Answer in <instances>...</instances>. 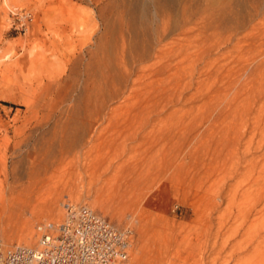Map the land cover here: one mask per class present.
Instances as JSON below:
<instances>
[{
	"label": "rangeland",
	"instance_id": "obj_1",
	"mask_svg": "<svg viewBox=\"0 0 264 264\" xmlns=\"http://www.w3.org/2000/svg\"><path fill=\"white\" fill-rule=\"evenodd\" d=\"M171 1L156 20L140 0H0V228L9 213L11 225L24 214L35 245L36 224L59 220L70 200L131 227L124 264H264V0H231L229 32L190 21L158 42L162 18L180 19L185 7L196 20L207 2ZM123 40L152 43L158 56L144 65L168 63L151 78L165 86L160 107L126 113L123 98L112 101L83 144L87 158L64 155L12 189L42 145L73 136L66 108L96 76L100 54ZM55 196L59 212L43 215ZM1 238L25 243L0 229Z\"/></svg>",
	"mask_w": 264,
	"mask_h": 264
},
{
	"label": "bare ground",
	"instance_id": "obj_2",
	"mask_svg": "<svg viewBox=\"0 0 264 264\" xmlns=\"http://www.w3.org/2000/svg\"><path fill=\"white\" fill-rule=\"evenodd\" d=\"M163 2L164 0H140L138 7H140V9L141 8L143 9V7H145L150 17L156 18L157 16H159L158 14L161 11L160 7L162 6H160V3H162L163 5ZM203 3H205L206 6L205 7L202 6L203 13L200 12L201 15L197 17L196 20L194 19L195 16L193 20L191 14H186L185 7L181 9L182 13H180L181 17L179 16L180 19L171 20L168 18L169 20H166L167 18L166 19L162 18L161 19L162 21H160L161 23L159 26V33L156 36L157 38L156 40L160 42L169 33L177 29L179 30V28H182L185 24L189 23L190 21L195 23L197 27L201 29L200 31L202 32L206 29L209 30L210 28L214 29L215 30L214 32H216V30L218 29H222L224 31L226 30V32L227 31L229 32L230 29L229 23H231L230 22L231 21L230 4L232 5L231 0H207V2H203ZM172 4L174 5L173 2ZM134 10L137 11L136 9ZM112 37L114 36L112 35ZM114 40L112 41L115 42ZM121 42L118 43V44L121 43L120 46L119 45L117 46V44L111 46V51L113 52L112 53L109 51L111 55L106 53L107 52L106 49H105L106 52L104 50L105 52L104 56H102L103 54H100L101 55L100 62L96 65L97 74L94 71L96 76L94 78L92 76L93 80L90 82V84L85 83L83 89L76 96V99L73 98V100L75 99V103H73V105L70 107L66 106L67 111L65 112V114L68 113V115H70V118L72 117V119H74L73 124L75 125V130L69 134V136L70 135L73 136L71 138H67V136H62V138L57 139V141H52L51 143L45 146L42 145L41 150H43L42 151L43 156L41 155L39 159L33 160V162H31V164L29 165L30 172L28 171V175L26 179L27 181L25 182L20 181V178L22 177L23 173L22 175L21 173H18V175L13 174L14 178L10 182V186L12 189L16 187H20L24 183H26L24 186L31 185L32 181H34V178H37L40 175L41 169L47 170L57 161H61L64 155L65 156L73 155V158L82 161L83 158L86 157V153H87L84 152V150L82 149L83 144L85 142H89L94 137H96V133L98 129L97 131L96 129H94L95 123L98 122L100 119L102 120L105 117L107 111L111 109L110 105L112 101L117 100L119 98H123L122 102L123 104H125L124 108L127 111L126 113H130L134 109L138 111L152 110L153 104L156 102V99L162 98V95L166 91L165 86L162 84L163 82L162 83L158 82L159 84H156L151 78L155 73L161 74L164 71V69L169 66L168 63L162 62L157 64L156 62H153L154 61L153 59L152 61L153 63L148 62L149 65L143 64V62L151 59L152 57L156 58L158 56V54H156L157 50H153L151 42L150 45H147L146 47H141L140 49H135L134 47L132 48V46L131 45L128 46V44L126 46L125 44L126 42H124V40ZM105 45H108L106 43V40H105ZM104 52L101 51V53ZM97 60L99 59L96 58V61ZM152 99L153 102L151 103ZM70 100L72 99L70 98ZM154 107H155L154 109H156L157 106ZM57 109L60 112L66 110V109L62 110V105H59ZM41 120L43 121V118ZM18 180L19 182L15 184V182ZM72 184L74 185V186L72 185L74 188L76 185L78 188L81 189V187H83L84 182L75 179L72 181ZM118 186L121 185L118 184ZM118 186L114 185L111 188V190H109L110 191L109 195L110 193L112 194L110 195L109 200H115L121 195V194L119 195L120 188H116ZM109 188L110 187H108V189ZM80 189L78 191H80ZM82 192L81 194H79L81 199L84 197V193ZM98 196L100 195L98 194ZM108 197L109 196H107V198ZM57 201H58V196H55L48 203L46 202V204L44 205L45 207L43 209L40 210L39 208L38 210L42 212L43 215L48 214L51 216L53 214H56L60 210ZM97 204L98 205L100 204L99 198H96V200L93 201V205H97ZM7 217H8L7 219L8 222L6 223L4 222L0 228L4 239L7 242H11L17 239L19 241H25L24 244L18 241L19 242L17 243L18 245H30V243L33 241L32 240L33 234L31 229L32 220L29 217L24 216V214L20 213L19 215L20 219H18L19 221L16 219L17 221L15 220V222H13V224L11 225L13 221L12 213H9L8 216L6 215L5 218ZM0 240L2 241V238Z\"/></svg>",
	"mask_w": 264,
	"mask_h": 264
},
{
	"label": "built area",
	"instance_id": "obj_3",
	"mask_svg": "<svg viewBox=\"0 0 264 264\" xmlns=\"http://www.w3.org/2000/svg\"><path fill=\"white\" fill-rule=\"evenodd\" d=\"M56 221L36 224L35 245H5L0 264H124L131 227H118L87 204L65 200Z\"/></svg>",
	"mask_w": 264,
	"mask_h": 264
}]
</instances>
